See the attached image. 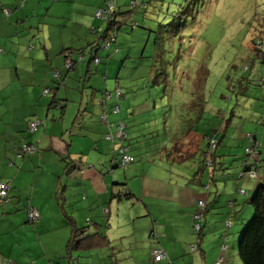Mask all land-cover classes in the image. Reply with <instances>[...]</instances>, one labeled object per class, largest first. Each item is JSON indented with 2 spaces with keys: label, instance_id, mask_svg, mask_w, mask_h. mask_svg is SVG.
<instances>
[{
  "label": "crops",
  "instance_id": "obj_1",
  "mask_svg": "<svg viewBox=\"0 0 264 264\" xmlns=\"http://www.w3.org/2000/svg\"><path fill=\"white\" fill-rule=\"evenodd\" d=\"M112 1L119 12L114 40L119 46L111 49V41L101 51L107 24L94 12L106 0H0V179L11 180L8 200L0 205V264L3 259L11 264H216L219 256L225 261L226 221L237 217L249 196L237 186L235 172L230 175L235 192L218 189L215 181L227 174L215 175L216 159L208 183L201 154L209 137L218 144L228 137L226 121L198 141L190 122L179 135L180 122L165 119L171 101L160 85L167 80L162 60L145 51L149 44L126 43L123 37V22L145 18L151 0H142L131 14H125L128 2ZM201 66L189 90L199 115L203 103L195 97L204 99L206 76L205 70L196 90ZM36 119V129L29 131L28 122ZM119 120L125 122L124 143L133 157L123 166L114 135ZM23 142L35 150L18 155ZM197 152L196 167L184 162ZM261 171L264 179V164ZM199 199L205 209L197 234L193 214ZM28 204L39 212L35 223L27 220ZM75 231L83 238L70 246ZM153 248H162L165 259L154 263Z\"/></svg>",
  "mask_w": 264,
  "mask_h": 264
},
{
  "label": "rangeland",
  "instance_id": "obj_2",
  "mask_svg": "<svg viewBox=\"0 0 264 264\" xmlns=\"http://www.w3.org/2000/svg\"><path fill=\"white\" fill-rule=\"evenodd\" d=\"M138 8L134 9V13ZM145 12L143 19L135 16L138 26L134 27L133 34L129 32L132 18L128 17L121 27L127 30L123 31L127 32L123 36L126 43L149 44L145 51L151 49V55L157 54V59L163 62L167 80L160 85L166 90L165 100L169 97L171 101L165 119L180 122L179 135L184 133L182 130L190 122L198 133V141L211 134L215 126H222L232 114L227 127L228 137L225 136L217 145L214 157L215 175L227 174L215 181L220 186L218 189L234 193L235 177L231 179L230 175L234 172L237 175L238 160L246 156L242 140L247 142V146L252 143L246 134L255 136L261 142L260 150L264 156V83L261 81L264 77V58L252 59V41L255 36L264 38V0H151ZM111 43V49L114 44L119 46L118 42ZM254 47L257 52L261 45L254 43ZM99 50L106 51L107 48ZM243 64L247 65V70H244ZM200 65L196 90L200 88L205 70L206 76L204 99L195 97L196 102L203 103L199 115L192 108L193 93L189 90L191 79ZM140 70L136 68V72ZM184 160L196 167L199 152ZM262 173L258 172L253 179H238L237 186L243 187L248 196L252 195L256 185L264 184V179L260 177ZM215 186L211 183L210 191H215ZM252 215L253 207L244 199L238 207L237 217L232 218L224 264H240L237 243Z\"/></svg>",
  "mask_w": 264,
  "mask_h": 264
},
{
  "label": "trees",
  "instance_id": "obj_3",
  "mask_svg": "<svg viewBox=\"0 0 264 264\" xmlns=\"http://www.w3.org/2000/svg\"><path fill=\"white\" fill-rule=\"evenodd\" d=\"M139 1L141 4L144 2V1L142 2V0H139ZM134 9L128 8L127 11L125 12V14L126 13L131 14ZM118 13H119L118 8L116 7L112 18L109 20L108 23H106L107 25H106L105 31H107V29L111 25L119 23V21H117L115 19V17L118 15ZM135 26H137V22H136ZM262 32L264 33V29ZM105 33H103L101 35V38H104L106 36ZM256 40H260V42L262 43L261 47L256 49L257 52H255V47H254V43H256ZM252 47H253L252 50L254 51L253 55H252V59L256 58V57L264 58V38L263 37L255 36L254 40L252 41ZM243 67H244V70L248 69L246 64H243ZM53 81H55V80H53ZM261 81L264 83V77L261 78ZM198 105L199 104L197 103V106ZM197 106H196V109H197ZM231 115L232 114H230V116L227 118V122H225L226 127H228V125H229ZM246 136H248L249 140H251L252 143L249 146H246L244 149V153L246 156L242 162V167H241L240 171L237 173V175H238V177L236 176L237 179H240L243 177H248L251 179L256 178L257 176L256 177H249L247 175V171L253 169L256 172V174L258 175V172H260V169H261V165L264 164V156L262 154V151L260 150L262 147L261 142L259 140H257V138L255 136H252L249 133L246 134ZM214 139L216 141L215 145L213 147H210L209 141L207 140V148H205L201 154V156H202L201 161H202L203 167L207 168V171H208V176H209L208 183H210V178H212V176H213L212 171H213L214 163H215L214 152H215V149L218 145V139H216L215 137H214ZM207 159L210 160L209 164L206 162ZM206 185H208V184H206ZM247 201L253 207V215L250 218V220L247 222L246 226L242 229L240 238H239L238 243H237V248H236L237 249V255H238L240 264H264V184L260 183V184L256 185L252 195H250L247 198ZM233 205H234V202L232 201V206H230V207L232 208ZM204 209H205V204L202 207V211H201L202 215H203ZM202 215H201V218H202ZM26 216H27V208H26ZM229 219L231 220L230 222L232 223V219L230 217H229ZM231 223L229 226L225 225V226H227L225 228L227 230V232H228V230H230L229 229V228H231L230 226H232ZM87 225H89V224H87ZM200 232H201V230L199 231V233ZM82 238H83V236H82L81 232L75 231L69 240V245L71 246L72 243H74V241L81 240ZM225 249H227V248H224V250ZM71 256L72 255H69L70 258H71ZM161 260H163V259H161ZM161 260L153 261V262L157 263ZM222 264H224V258L223 257H222Z\"/></svg>",
  "mask_w": 264,
  "mask_h": 264
},
{
  "label": "built area",
  "instance_id": "obj_4",
  "mask_svg": "<svg viewBox=\"0 0 264 264\" xmlns=\"http://www.w3.org/2000/svg\"><path fill=\"white\" fill-rule=\"evenodd\" d=\"M138 5H140L139 0H129L128 1V8L129 9H134ZM115 8H116L115 3L112 0H106L104 6L99 7L95 10L94 15L97 18L104 21L105 23H108L109 20L113 16ZM9 11H10V9L3 7V12L6 15L9 14ZM135 25H136V21H131V26H135ZM116 30H117V24L111 25L107 29L106 36L103 38L102 42L100 43V46L106 48L111 41H114L115 36H116ZM256 44L262 45L260 40H256ZM93 60L95 62H97L98 57L94 56ZM64 65L67 69H71V60L69 58H66L64 60ZM52 75H53V78L55 81L60 80V75L56 70H53ZM48 91H49L48 88L44 89V92H48ZM120 95H121V90L119 88H116L115 89V96L119 97ZM104 97L109 98L110 93L105 92ZM117 111H118V106L115 105L113 107V112H117ZM102 117L104 118L105 115H102ZM38 123H39V121L37 119L31 120L28 122L27 128L29 129V131H34L36 129V125ZM114 135L119 142V145H118L117 150H116L118 162L121 166H123V165L128 164L129 162H131L133 160V157L128 153L127 146L124 143V140L126 139V132H125V122L123 120H119L117 122L116 129L114 131ZM106 137L110 138L109 134H106ZM208 141H209L210 147H213L216 143L214 137H209ZM34 150H35V148L32 144L23 142L19 147L18 155L31 153ZM206 162L209 164L210 160L207 159ZM247 175L249 177H256V172L253 169H251V170L247 171ZM10 186H11V180L10 179H5V180L0 179V204H3L8 200V192H9ZM238 191L241 193H244L243 189H239ZM120 195L121 196L125 195V191L123 189L120 190ZM229 204H230V206H232V202H230ZM203 205H204V201L202 199L197 200L198 208L193 214V221H194L193 229L197 234L201 230V215H202L201 211H202ZM104 211H107V209L105 208ZM38 219H39V212H38L37 208L31 204H28V206H27V220L31 223H35L38 221ZM230 223H231L230 220L227 219L226 225L229 226ZM190 247H191V249L195 248L193 245H191ZM225 247L226 246L223 245V249ZM151 257H152V261H158V260L164 259L166 257V254L162 248H153L151 250ZM2 264H11V260L10 259H3ZM216 264H222V256H219V259H217Z\"/></svg>",
  "mask_w": 264,
  "mask_h": 264
}]
</instances>
